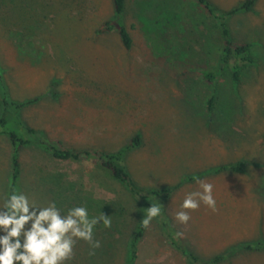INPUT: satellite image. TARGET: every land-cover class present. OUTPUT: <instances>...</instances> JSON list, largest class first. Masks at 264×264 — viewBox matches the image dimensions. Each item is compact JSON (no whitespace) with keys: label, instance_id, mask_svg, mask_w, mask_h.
<instances>
[{"label":"rangeland","instance_id":"374dc122","mask_svg":"<svg viewBox=\"0 0 264 264\" xmlns=\"http://www.w3.org/2000/svg\"><path fill=\"white\" fill-rule=\"evenodd\" d=\"M152 1L127 0L121 21L134 41L127 51L117 30H104L117 20L113 0H0V99L35 102L16 114L0 108V121L10 116L5 129L34 131L18 152L16 189L41 206L55 200L65 212L80 205L91 216L102 211L120 226L112 234V226L98 225L101 247L90 255L89 245L78 241L69 264L188 262L164 238L158 218L134 259L146 205L95 160H58L43 141L64 150L116 151L140 135L126 166L141 188L171 189L197 177L159 202L185 246L212 260L264 241V0L226 20L233 40L251 45L255 59L239 84L229 71L213 84L202 75L219 58L223 36L201 5L178 0L175 9L142 13ZM210 1L227 12L247 0ZM16 148L9 132L0 131L3 198L15 182ZM239 162L246 163L242 174H209ZM197 180L214 185L217 210L201 204L180 224L175 213L198 190ZM222 264H264V251L241 252Z\"/></svg>","mask_w":264,"mask_h":264},{"label":"trees","instance_id":"16d2710c","mask_svg":"<svg viewBox=\"0 0 264 264\" xmlns=\"http://www.w3.org/2000/svg\"><path fill=\"white\" fill-rule=\"evenodd\" d=\"M193 2L202 6L203 13L209 20L215 21L222 29L223 36V44L220 47L219 53L220 56L216 60L215 65L212 68H208L202 71V75L204 79L213 84L216 82L217 78L223 73L229 71L232 74L233 82L235 84H239L241 80V73L243 68L247 66H251L255 64V59L251 55V45L249 44H237L231 35V32L226 24V20L229 17L238 15L240 13H249L253 12L256 6L257 0H247L243 4L233 8L231 11H221L215 5L211 3L210 0H192ZM114 9L117 15V20L108 22L104 26V30L114 31L117 30L119 32L122 44L127 51H131L133 49L134 41L133 38L126 28V26L122 23V19L126 13V3L127 0H113ZM178 0H153L148 5L141 6V12L146 13L147 11L154 10V8L159 9H175L178 5ZM176 4V6H174ZM0 92L4 95L2 84H0ZM54 97H57L55 92H52ZM33 101H28L25 103H18L11 100H1L0 99V108L5 110L6 114L9 113L16 114L21 112L26 107L34 104ZM210 105H213V101L210 102ZM16 112V113H14ZM10 116H5L0 121V131H7L11 137L12 142L17 147L16 156L14 158V177L15 182L12 187L16 189L17 179L20 174V162L18 158V152L20 148L30 145L32 142L29 139H26L28 133L34 135V131L31 129L24 130H7L5 126L7 125V121ZM41 145L46 148L47 151L56 159L63 161H72V162H83L87 160H95L100 164L102 168L109 171L115 180L123 184L130 194L139 202H142L143 205H146L145 211L147 208L151 206L152 201L154 203H158L161 200H167L174 196V194L181 188L184 183L193 182L197 177H188L185 179L180 185L171 188V189H161V190H146L141 188L138 183L133 179L130 174L127 166H126V158L128 154L132 151L140 148L141 146V136H135L130 143L124 148L118 149L116 151H106V150H81V151H73V150H64L60 149L57 146L49 143L48 141L41 142ZM246 163L239 162L231 165L222 166L209 174L211 175H219L223 173H234V174H242L245 172ZM152 200V201H151ZM161 206V205H160ZM162 213L159 217L161 228L163 231L164 238L172 245V247L177 250L188 262V264H222L230 257L237 255L241 252H260L264 251V241H259L257 243L251 244H242L236 247L231 253L228 255H220L212 260H204L202 257L197 255L194 251L190 250L187 246H185L183 240L177 235L174 228L171 226L169 219L166 217L165 210L163 206H161ZM116 216H113V220H115ZM112 230V234L120 231V226ZM146 228L142 225L140 226L139 234L134 238L132 242L133 255L135 259V253L137 252V247L140 239L143 237Z\"/></svg>","mask_w":264,"mask_h":264},{"label":"clouds","instance_id":"9594fccd","mask_svg":"<svg viewBox=\"0 0 264 264\" xmlns=\"http://www.w3.org/2000/svg\"><path fill=\"white\" fill-rule=\"evenodd\" d=\"M196 182L198 190L188 192L175 213L180 224H187L192 218L190 211L198 210L201 204L213 212L217 210L214 185ZM0 200V264H69L78 241L86 242L93 250L90 255H94V250L101 247L95 239L97 226L106 229L112 226L110 217L102 211L91 216L88 207L80 205L65 212L55 200L41 206L19 189H13L7 198ZM161 213L160 204L152 201L143 226L147 228Z\"/></svg>","mask_w":264,"mask_h":264}]
</instances>
